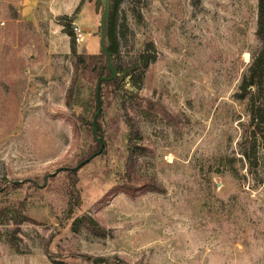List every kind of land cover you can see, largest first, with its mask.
<instances>
[{
	"label": "rangeland",
	"instance_id": "rangeland-1",
	"mask_svg": "<svg viewBox=\"0 0 264 264\" xmlns=\"http://www.w3.org/2000/svg\"><path fill=\"white\" fill-rule=\"evenodd\" d=\"M25 2L0 0V264H264V137L236 97L260 46L258 0L120 4L123 68L144 50L155 57L141 77L120 75L119 99L104 100L105 149L69 171L71 200L60 185L68 171L43 190L34 183L77 166L96 143L69 124L80 112L66 103L74 57L63 15L42 0L23 15ZM83 2L71 15L84 31L78 52L100 54L103 7ZM133 93L144 104L133 115L138 188L125 194L115 174L129 156L122 131Z\"/></svg>",
	"mask_w": 264,
	"mask_h": 264
},
{
	"label": "trees",
	"instance_id": "trees-1",
	"mask_svg": "<svg viewBox=\"0 0 264 264\" xmlns=\"http://www.w3.org/2000/svg\"><path fill=\"white\" fill-rule=\"evenodd\" d=\"M125 0H113L110 18L107 27V47L111 52L113 63L119 74L115 81L103 82L101 86L102 94V104L104 107L106 97H113L114 99H119L121 94V81L122 78L130 77L131 81L136 75L141 77L143 72L149 67L151 61L155 56H151L147 50L140 52L130 63L129 68H123V62L120 60L119 53V42L120 36L118 31V12L120 4ZM200 2L201 0H197ZM84 2L81 1L82 5ZM64 21V31L70 36L71 44V55L74 57L73 61V77L71 83L68 87L66 94V103L75 112H80L77 119H71L69 124L75 134H91L93 136V118L97 111V95L96 87L100 78L104 75H110L107 70V63L105 56L100 54H83L78 52L77 43L75 41V36L72 30V22H74L73 17L64 15L61 17ZM256 37L260 42L258 49L252 54L251 61L248 66L247 71L242 77L241 84L239 86V91L236 93V97L239 100L246 101L248 106V112L250 115L249 128L251 125L254 126V133H260L264 137V0H258V19L256 28ZM155 44L151 42L148 46L149 49L155 48ZM138 64V65H136ZM135 66H140L142 70L137 72ZM97 80L96 85L94 84ZM139 78L136 79V83ZM138 95L133 93L129 107L125 105V118L126 125L122 131L123 147L125 152L129 151L128 160L124 162L123 158L120 161L124 163L120 164L117 168L116 176L122 179V184H120L119 190L125 194H133L138 188L137 180L134 178L136 172V155L140 152V148L133 146V141L136 140L137 136L141 134L140 126L136 122V117L133 116L137 112L143 109L144 104L141 99L137 98ZM102 115L98 119V130L99 135L102 137ZM103 138V137H102ZM104 140V138H103ZM93 141L96 143L95 147H91L90 156L99 150L100 144L96 142L93 137ZM86 155H83L80 159L83 160ZM257 156V149L255 145L248 144L246 150L244 151V157L253 160ZM86 159V158H85ZM73 172V171H71ZM73 173L68 171L67 176L70 183L60 181L61 187L67 189L66 198L71 200L75 194L74 190L71 189V184H74ZM60 176H55L50 178L51 180H56ZM34 187L38 190H43L46 185L45 182L39 185L37 182L34 183ZM140 187H149L155 189L153 184L148 182H143ZM69 192V193H68ZM72 195V196H71ZM23 220L16 217L14 224H21ZM89 222L86 226L93 231H97L99 227L93 218L89 217ZM102 261V260H101ZM123 264V263H118Z\"/></svg>",
	"mask_w": 264,
	"mask_h": 264
},
{
	"label": "water",
	"instance_id": "water-1",
	"mask_svg": "<svg viewBox=\"0 0 264 264\" xmlns=\"http://www.w3.org/2000/svg\"><path fill=\"white\" fill-rule=\"evenodd\" d=\"M112 1L113 0H96L98 8L103 7V12H102L101 18H100V32H99L100 50H101L100 52L106 58L107 70L110 73V75H104L102 78H100L98 83H97V87H96L97 111L94 115L92 126H93V137L96 140V142L100 144V148L97 152L93 153L91 156H89L88 158H86L85 160L80 162L75 167L62 166V167H59L57 170H55V172L47 174L44 178L45 184L47 183V180L50 177H55L62 171H73V172L78 171L82 166H84L85 164L90 162L92 159L101 155L105 149V142H104L103 138L99 135L98 124H97L98 119L101 116L102 111H103L101 86H102L103 82L115 81L119 76L117 69L113 63V58H112L111 52L109 51V49L107 47V27H108V22H109V18H110ZM30 181H32V180H30ZM19 182L20 181H16L14 183H19Z\"/></svg>",
	"mask_w": 264,
	"mask_h": 264
},
{
	"label": "crops",
	"instance_id": "crops-1",
	"mask_svg": "<svg viewBox=\"0 0 264 264\" xmlns=\"http://www.w3.org/2000/svg\"><path fill=\"white\" fill-rule=\"evenodd\" d=\"M34 1L35 0H26V2H25V6L26 7L24 8V11L25 10H27V11L24 12L23 15H26L27 13H32L33 14V10L29 6ZM38 1H41V0H38ZM42 1H46L49 4V6H50L51 11H53L54 13L57 12V14H59V15L71 16L73 11L79 7V5L81 4L82 0H74L73 2H71V0H42ZM72 3H73V6H72ZM33 6L35 7L36 5H33ZM34 7H33V9H34ZM85 9L86 10L90 9L88 4L84 5L83 12H84Z\"/></svg>",
	"mask_w": 264,
	"mask_h": 264
},
{
	"label": "built area",
	"instance_id": "built-area-1",
	"mask_svg": "<svg viewBox=\"0 0 264 264\" xmlns=\"http://www.w3.org/2000/svg\"><path fill=\"white\" fill-rule=\"evenodd\" d=\"M72 30L76 43H80L84 34L82 26L77 21H74L72 22Z\"/></svg>",
	"mask_w": 264,
	"mask_h": 264
}]
</instances>
